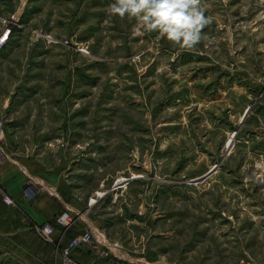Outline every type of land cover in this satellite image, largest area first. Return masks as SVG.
Returning a JSON list of instances; mask_svg holds the SVG:
<instances>
[{
    "label": "rangeland",
    "instance_id": "1",
    "mask_svg": "<svg viewBox=\"0 0 264 264\" xmlns=\"http://www.w3.org/2000/svg\"><path fill=\"white\" fill-rule=\"evenodd\" d=\"M113 2L0 0V35L33 47V92L70 116L81 113L83 146L96 145L109 172L95 191L127 190L125 207L146 206L150 226L169 217L172 246L184 258L193 236L202 240L203 221L215 224L217 214L203 207L218 198L203 194L202 178L236 157L238 116L259 101L251 93L252 82L264 83V0H202L210 23L190 50L155 32L138 34L134 19L110 14ZM234 83L242 87L237 107L229 100ZM132 175L142 180L129 184ZM6 255L0 251V264H14Z\"/></svg>",
    "mask_w": 264,
    "mask_h": 264
},
{
    "label": "crops",
    "instance_id": "2",
    "mask_svg": "<svg viewBox=\"0 0 264 264\" xmlns=\"http://www.w3.org/2000/svg\"><path fill=\"white\" fill-rule=\"evenodd\" d=\"M11 35L0 51V115L4 119L0 133V251L14 264H60L69 241L86 230L92 232L91 242L78 244L69 252L83 264H208L211 259L219 264H264V158H259L264 154L262 81L252 82L251 97L259 100L255 107L248 105L238 116L242 124L236 125V157L218 168L210 167L202 178L207 181L203 194L218 198L217 205L203 207L208 217L217 214L215 224L208 226L203 221L202 240L193 236L192 247L183 258L184 250L172 246L174 226H167L169 217L158 215L150 226L146 206L144 211L141 204L133 210L125 207L127 190H108L89 204L108 178L106 163L96 154V145L84 148L81 113L75 112L72 118L61 102L51 106L49 96L33 92V47L15 42ZM262 71L258 78H264ZM231 87L229 100L237 107L242 102V87L235 83ZM219 93L222 96L216 102L223 106L226 90ZM253 165L258 168L248 173ZM138 176L127 177L129 184L142 180ZM138 199L143 197L139 194ZM64 209L85 213L66 227L57 222ZM45 224L52 228L49 238L39 231ZM152 227L154 237L148 232ZM114 243L121 247H113ZM199 244L205 245L202 252L195 247Z\"/></svg>",
    "mask_w": 264,
    "mask_h": 264
},
{
    "label": "clouds",
    "instance_id": "3",
    "mask_svg": "<svg viewBox=\"0 0 264 264\" xmlns=\"http://www.w3.org/2000/svg\"><path fill=\"white\" fill-rule=\"evenodd\" d=\"M109 12L134 19L138 34L155 32L186 50L201 42L203 29L210 23L202 0H114Z\"/></svg>",
    "mask_w": 264,
    "mask_h": 264
},
{
    "label": "built area",
    "instance_id": "4",
    "mask_svg": "<svg viewBox=\"0 0 264 264\" xmlns=\"http://www.w3.org/2000/svg\"><path fill=\"white\" fill-rule=\"evenodd\" d=\"M5 42H6V34L0 36V51L3 47V45L5 44ZM3 129H4V119L0 115V133H2ZM125 180H126V178H125ZM117 182H118V180H117ZM124 183H122V185H124ZM118 185H121V183H119ZM103 194H104V192H102V191L95 192V195H93L89 198V204L91 205V203H94L97 200V197L102 196ZM5 200L8 203L11 202V199L8 197H6ZM84 213H85L84 211H80V210L76 211V210L64 209V211L62 213H60V215L57 217V222L60 225L67 227V226H70L73 223H75L80 218H82ZM39 231L41 232V234L45 238H49V236H50L49 234L52 232V228L48 224H45L41 228H39ZM92 237H93V235H92L91 230H86L81 235L73 237L69 241L68 245L63 249L64 258L62 259L60 264H83V263L77 261L76 259L71 258L69 256V252L72 248H74L75 246H78V244H87V243L91 242ZM113 247L120 248L121 245L118 243H114Z\"/></svg>",
    "mask_w": 264,
    "mask_h": 264
}]
</instances>
